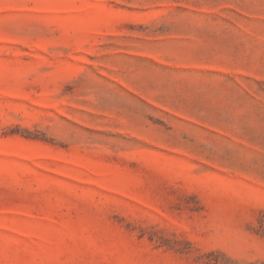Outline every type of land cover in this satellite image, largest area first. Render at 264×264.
<instances>
[{
  "label": "rangeland",
  "instance_id": "rangeland-1",
  "mask_svg": "<svg viewBox=\"0 0 264 264\" xmlns=\"http://www.w3.org/2000/svg\"><path fill=\"white\" fill-rule=\"evenodd\" d=\"M0 264H264V0H0Z\"/></svg>",
  "mask_w": 264,
  "mask_h": 264
}]
</instances>
